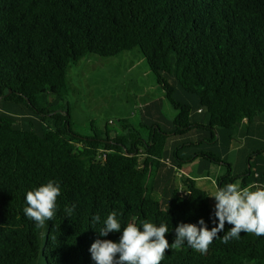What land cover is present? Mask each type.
<instances>
[{
	"label": "trees",
	"instance_id": "obj_1",
	"mask_svg": "<svg viewBox=\"0 0 264 264\" xmlns=\"http://www.w3.org/2000/svg\"><path fill=\"white\" fill-rule=\"evenodd\" d=\"M136 49L179 111V132L206 130L215 143L220 130L264 113V0H0V264H95L92 243L122 234L99 235L113 211L122 229L166 224L170 244L180 223L215 226L209 195L198 186L204 177H182L180 196L164 172L166 157L179 170L192 159L181 158L183 148L166 152L174 131L85 138L71 127L70 66ZM195 110L207 113V124L192 120ZM47 121L55 128L46 131ZM248 174L260 182L257 170ZM49 180L61 195L54 219L38 228L24 213L26 193ZM224 232L206 254L185 242L161 264H264V236L242 232L224 244Z\"/></svg>",
	"mask_w": 264,
	"mask_h": 264
},
{
	"label": "rangeland",
	"instance_id": "obj_2",
	"mask_svg": "<svg viewBox=\"0 0 264 264\" xmlns=\"http://www.w3.org/2000/svg\"><path fill=\"white\" fill-rule=\"evenodd\" d=\"M67 90L65 98L71 113V127L82 137L105 138L108 133L121 138L140 136L147 139L151 128L174 131L168 136L166 152L183 148L180 156L182 159L192 157L190 164L179 170L175 166L176 160L166 157L161 162L164 172L173 174L172 183L178 186L180 196L184 190L182 177L204 176L201 179L205 181L198 186L209 195L212 210H215V199L211 196L219 187V179L245 187L254 184L248 174L252 169L253 173L257 170L262 176L260 182L264 185V113L259 114L251 125L242 124L231 132L220 130L215 143L206 141L211 140L206 130L187 132L183 129L179 132L174 123L179 111L166 98L139 49L109 59L87 56L77 65L70 66ZM176 99L180 100V97L177 95ZM63 107L64 104L57 106L58 109ZM191 118L194 122L208 123L206 112L195 110ZM44 128L46 131L54 129L55 124L47 121ZM183 132L187 133L181 134ZM208 153L215 154L220 162L211 160L206 156ZM155 197L160 199L159 194Z\"/></svg>",
	"mask_w": 264,
	"mask_h": 264
},
{
	"label": "clouds",
	"instance_id": "obj_3",
	"mask_svg": "<svg viewBox=\"0 0 264 264\" xmlns=\"http://www.w3.org/2000/svg\"><path fill=\"white\" fill-rule=\"evenodd\" d=\"M60 195L61 186L54 180L28 191L27 207L24 208L26 217L33 220L38 228L44 227L47 221L54 219ZM211 197L215 199V226L209 229L203 219L199 220V226L180 223L175 228V239L171 244L166 238L169 232L166 224L157 226L143 221L142 230L136 223H128L122 229L117 213H109L99 235L107 236L111 232L121 231L122 234L118 242L110 239H97L93 242L90 247L92 259L95 264H161L169 249L178 250L185 242L194 251L206 254L214 240L224 232L226 223L232 227L221 237L224 244L231 239H239L242 232L264 236V185L249 184L241 187L239 183H228L217 187ZM74 209L75 205H72L65 210L71 215ZM100 219L97 214L93 222H99Z\"/></svg>",
	"mask_w": 264,
	"mask_h": 264
},
{
	"label": "crops",
	"instance_id": "obj_4",
	"mask_svg": "<svg viewBox=\"0 0 264 264\" xmlns=\"http://www.w3.org/2000/svg\"><path fill=\"white\" fill-rule=\"evenodd\" d=\"M200 177H204V176H197V178H196V179L198 180ZM256 177H258V176L256 175ZM258 179H260V177H259ZM261 179H262V177H261ZM261 179H260V180H261ZM260 180H259V181H260ZM204 181H205V180H203V179H202V182H201V180H200V181H198V184H199V183H203ZM254 184H261V185H262V183H261V182H259V183H257V182H254Z\"/></svg>",
	"mask_w": 264,
	"mask_h": 264
}]
</instances>
